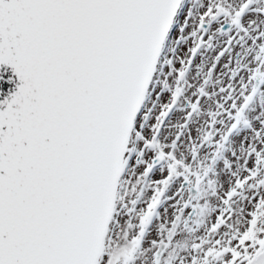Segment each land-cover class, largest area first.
<instances>
[{
    "label": "snow or ice",
    "instance_id": "6c2138e0",
    "mask_svg": "<svg viewBox=\"0 0 264 264\" xmlns=\"http://www.w3.org/2000/svg\"><path fill=\"white\" fill-rule=\"evenodd\" d=\"M0 69V264H264V0H0Z\"/></svg>",
    "mask_w": 264,
    "mask_h": 264
},
{
    "label": "water",
    "instance_id": "95a60500",
    "mask_svg": "<svg viewBox=\"0 0 264 264\" xmlns=\"http://www.w3.org/2000/svg\"><path fill=\"white\" fill-rule=\"evenodd\" d=\"M0 71H2V69H0ZM9 74H10V70H8ZM6 90V89H5Z\"/></svg>",
    "mask_w": 264,
    "mask_h": 264
}]
</instances>
